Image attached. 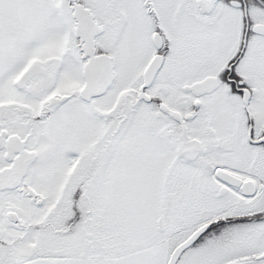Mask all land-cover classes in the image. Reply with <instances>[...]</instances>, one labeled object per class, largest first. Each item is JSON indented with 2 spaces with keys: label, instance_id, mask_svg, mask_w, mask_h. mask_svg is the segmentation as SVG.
I'll list each match as a JSON object with an SVG mask.
<instances>
[{
  "label": "snow or ice",
  "instance_id": "1",
  "mask_svg": "<svg viewBox=\"0 0 264 264\" xmlns=\"http://www.w3.org/2000/svg\"><path fill=\"white\" fill-rule=\"evenodd\" d=\"M0 264H264V0H0Z\"/></svg>",
  "mask_w": 264,
  "mask_h": 264
}]
</instances>
